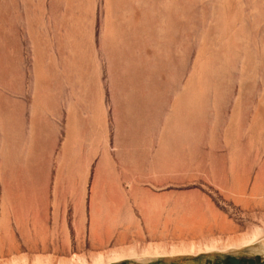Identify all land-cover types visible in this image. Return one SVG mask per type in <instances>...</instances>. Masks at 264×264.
I'll use <instances>...</instances> for the list:
<instances>
[{"label":"rangeland","instance_id":"rangeland-1","mask_svg":"<svg viewBox=\"0 0 264 264\" xmlns=\"http://www.w3.org/2000/svg\"><path fill=\"white\" fill-rule=\"evenodd\" d=\"M128 249L264 264V0H0V264Z\"/></svg>","mask_w":264,"mask_h":264},{"label":"bare ground","instance_id":"bare-ground-1","mask_svg":"<svg viewBox=\"0 0 264 264\" xmlns=\"http://www.w3.org/2000/svg\"><path fill=\"white\" fill-rule=\"evenodd\" d=\"M258 240V236L252 235L251 237H242V239L238 240L237 245L239 246H250L256 243ZM214 248V247H211ZM136 256V252L132 249H128L126 251H123L122 253H116L112 252L105 260V257L103 255H97L93 261L92 264H104L105 261L108 263H116L124 258H133ZM36 264H48L47 262H42L40 260L35 261ZM12 264H20L18 261L13 260ZM66 264H87L85 260L82 258H74L72 262H68Z\"/></svg>","mask_w":264,"mask_h":264}]
</instances>
